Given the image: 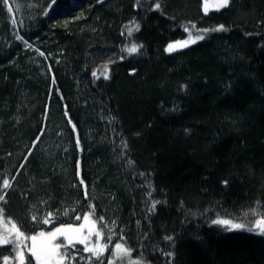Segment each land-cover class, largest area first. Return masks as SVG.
<instances>
[{"label":"trees","instance_id":"obj_1","mask_svg":"<svg viewBox=\"0 0 264 264\" xmlns=\"http://www.w3.org/2000/svg\"><path fill=\"white\" fill-rule=\"evenodd\" d=\"M9 4L11 13L0 2L3 227L30 238L91 213L98 231L116 228L100 261L69 245L72 264H120L117 243L132 250L123 264H264V235L211 223L252 227L264 216V0L208 12L203 0ZM133 44L143 47L129 54ZM31 244L24 264H36ZM15 247L0 245V264H20Z\"/></svg>","mask_w":264,"mask_h":264},{"label":"snow or ice","instance_id":"obj_2","mask_svg":"<svg viewBox=\"0 0 264 264\" xmlns=\"http://www.w3.org/2000/svg\"><path fill=\"white\" fill-rule=\"evenodd\" d=\"M4 5L7 6L8 12H13V7L11 4H9V0H0ZM54 3L55 0H52ZM218 7H227L230 3V0H216ZM18 7V6H17ZM155 9H160V4L158 2L155 3ZM204 11H208V0H205V6ZM47 14V13H45ZM12 23L15 25L17 21L15 19L12 20ZM195 27L194 25L192 26ZM136 30H139V26L136 25ZM224 25H219L216 28L213 29H197V33L195 36L189 32V38L182 41H177L174 43H169L167 45L166 51L173 52L176 51L178 48H184L188 47L189 43H196L197 41L205 39V34L209 31H225ZM185 31H189L187 28ZM122 35L124 33H121ZM132 34V28H128V35ZM18 40L22 41L24 44L27 45V47L31 48L32 45L28 44L26 40H24L23 36L17 35L16 37ZM143 45H135L133 44L131 47H128L126 51L129 54L137 53L140 48H142ZM36 51L39 53V55L44 56L43 52H40L39 49H36ZM104 77V79H108V68L105 65L103 72L101 73ZM92 75L94 77L97 76V73L95 71L92 72ZM53 82L54 78H53ZM183 87H187L186 85ZM73 128L75 129V125H73ZM187 131V130H186ZM39 141V137H37V141ZM124 144V147L126 148V142H122ZM77 144L79 145V139L77 138ZM33 147H35V142L33 144ZM31 155V153H29ZM131 163V161H129ZM81 184H83V180L80 181ZM223 184L227 185V180L222 182ZM11 187V184L7 178H4L0 180V201L5 200L6 192L3 190L9 189ZM150 187V186H149ZM85 197H87V187L85 186ZM152 193L151 191L148 192V196L151 197ZM160 203V201L151 200V207L149 208V211H155L156 206ZM3 207H0V245H8V244H15V251L17 254V258L20 261V264H24L25 262V255L22 251L23 241L25 239H30L32 241L31 246L29 247V251L31 252V256L35 258L36 264H65L67 261V264H72V261L75 260V256L70 255V252L68 250V245H73L74 243H79L82 245H85L83 249H81V252H89L92 253L93 256L96 258L97 261H100V257L103 253V251L107 248V245H100L99 243L89 246L90 243V237L92 235H95L97 238H100L102 236L101 231L96 230V222L92 221L90 226L88 227V234H83V229L85 225H80L79 227H73L71 224L63 225L61 227H58L55 229V231L49 232L48 234H45V232L41 231L37 235H33L30 238H26L24 233L20 231V229L17 227L15 223H11V227H3L4 220H3ZM49 217L52 215V213L47 214ZM67 215V213H65ZM91 215V213H89ZM247 215V214H245ZM80 216H76L77 220H80ZM103 217H99L100 221H103ZM32 220L36 221L37 217L32 216ZM85 223H89V216L86 215L84 217ZM43 223L47 224L49 223V219L46 217L43 219ZM213 225H217L220 227L225 228L227 231H234V230H245L248 232H257L258 234L264 235V216H262L259 219H256L253 222V226L249 227L247 224L243 222H235L233 219H227V218H216L211 221ZM15 234L16 239L13 240L11 238L12 234ZM58 236L64 237V239L67 241V244H56L54 241L57 239ZM109 240H111V236L108 237ZM173 237L171 236H165L164 240L171 242L173 241ZM61 248H63V251H61ZM132 250L130 248L124 247L122 244L117 243L115 245V252L113 253L114 256H117L120 258V264H123V258L126 255H129ZM162 254L171 259L174 257V252L167 251L163 252ZM5 262H7L8 257H4ZM89 264H91V260L89 261ZM102 264V261L100 262ZM109 264H114V262L110 261ZM133 264H142L141 261H134Z\"/></svg>","mask_w":264,"mask_h":264},{"label":"rangeland","instance_id":"obj_3","mask_svg":"<svg viewBox=\"0 0 264 264\" xmlns=\"http://www.w3.org/2000/svg\"><path fill=\"white\" fill-rule=\"evenodd\" d=\"M204 6H205V0H203V11H204ZM217 3L216 0H208V11L214 8H217ZM207 11V12H208ZM205 12V11H204ZM89 216V215H88ZM93 220L89 217V223L86 224L84 218L77 224H71L73 227H79L80 225H85L84 229H83V234L87 235L88 234V227L90 226L91 222ZM63 225H67V224H62V225H57L55 227H53L52 229H50L49 231H45V234H48L49 232L55 231L56 228L61 227ZM96 230L98 231L97 225H96ZM99 231H103V237L101 236L100 238H97L95 235H92L90 237V243L89 246L95 245L97 243H99L100 245H103V242L110 245L112 244L113 240H114V236H115V232H116V228L112 225L108 226V227H104L103 230H99ZM111 236V240L108 239V237ZM64 237L62 236H58L57 239L54 241V243L58 240ZM64 244H67V241L64 239ZM69 246V245H68ZM85 246V245H84ZM115 249V247H114Z\"/></svg>","mask_w":264,"mask_h":264},{"label":"water","instance_id":"obj_4","mask_svg":"<svg viewBox=\"0 0 264 264\" xmlns=\"http://www.w3.org/2000/svg\"><path fill=\"white\" fill-rule=\"evenodd\" d=\"M188 47H189V46H188ZM188 47H184V48H178L176 51L185 50V49H187Z\"/></svg>","mask_w":264,"mask_h":264}]
</instances>
